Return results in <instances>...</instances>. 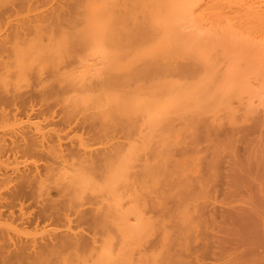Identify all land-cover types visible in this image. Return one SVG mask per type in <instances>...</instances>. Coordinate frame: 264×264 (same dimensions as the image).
Here are the masks:
<instances>
[{
    "label": "bare ground",
    "instance_id": "obj_1",
    "mask_svg": "<svg viewBox=\"0 0 264 264\" xmlns=\"http://www.w3.org/2000/svg\"><path fill=\"white\" fill-rule=\"evenodd\" d=\"M2 1H4V0H2ZM7 1H10V0H6V2ZM136 1L142 2V0H76L75 1L79 5L77 7H75L74 10H76V12L78 13L79 19L83 21V24H81V27H78L77 29L80 33H85V34L88 33L89 34V35L87 34V36H89V39L88 38H86V39H88L90 41V43L87 42V45L91 44L92 46L96 47L100 44V45H102L101 48L103 49V47L106 46L105 44L107 42V40L105 41V39L107 37L104 36L106 34L113 35V33L115 34L117 31H118V33H120L121 30L125 31V33L130 32L129 34H133V35L135 33L139 32L140 35H141V33L143 35H141L142 37L140 35H138V36H140L139 38L141 39L140 45H138V46H140L141 49L139 48L138 50H140V51L137 53H139V56H140V54L145 53V52H148L149 53L148 55L153 54V56L151 55L152 57L149 58L150 60L153 59V62H151L150 60L149 61L147 60L148 62L146 60H144L147 63H152V65L151 64H150V66H149V64L143 65V63L141 62L142 64L140 63V66L137 64H134V65H136L135 67H138V68L134 69L132 64L129 62L132 61V63H135L138 61V63H139V61H143L142 58H144L145 55L142 57L140 56L141 60H137L136 57H138V56L135 57L133 55L134 59H136L137 61L136 60H130L129 61V59H128L125 63L122 62V59H120L121 56H119V57L118 56L116 57V55L110 56L113 53V51L114 52H115V50H116V52L119 51L116 48L117 46H115L113 44L114 42H112V40H114L113 38H115L116 37L115 35H117V34L114 35L115 37L114 36L112 37L110 35L111 40L110 41L108 40V41L112 42L111 45L113 44V47L112 48L109 47V48H111V50L108 48L110 50V52L107 49L106 50L111 54L109 55V53L105 51L106 52L105 56H107V58H103V57L102 58L107 59L106 60L107 64L110 63L109 67L112 70H117V69L120 70L121 68H123V69L126 68L125 70H127V71H125V73L129 74V76L131 73L134 72V74L138 73L139 77H137V79H135L136 78V74H135V76H133V78L135 77L134 79H131V78L127 79V80L125 79L126 81L124 80V82L122 81V83H119V85H116L113 82H116V79L118 81V79H119L118 76L116 77V79H112L113 77L115 78V76H113L111 78L109 76L102 75V72H103L102 69H105L108 67L107 66L105 67V65H103V64L99 65L100 62L98 63L97 59H96L97 61L93 60L94 62H97V63H94L90 60L92 62L91 64H90V62H87V64H86V62L83 63V62L79 61L80 64H78V65H83V67L80 66L82 69L78 65L77 66L79 68L77 66L71 67L69 72L65 75L66 76L65 80L68 78L67 79L68 82H70V83L72 82V88L73 89H74L76 84H77V86L81 85L80 87H82V89H78V91H80V92L77 91L78 92L77 93L75 91V93L77 94V98H78L79 102L80 103L82 102V104H83V102L88 103V104H92L91 106L95 107V109H96V107L99 108V110L101 111L100 113L103 114L106 118L109 117L108 119H110V116L113 114L114 116L117 117V118H115L116 120L121 118V117L122 118L120 120H122L125 117V119H127V120H125V119H123V120L126 121V124L128 123V120H129V123L132 122V124L140 123V125H143V128H144V126H146L148 133H144V131L142 132V130H141V136L140 137H142L145 140V141H143V143L146 141L150 142L149 140H146V138H144L145 137L144 135L148 134L147 136H149L151 134L150 135L151 138H149L151 140H152V138L155 137V139H156V141H155L156 145L155 146L157 147V149L158 148L159 149H158V152H157V149H156V151H154V150L153 151L157 153V156L155 154L157 161H159V159H161V161H159V162H162L160 164H159V162H157L158 163L157 164L155 161V164L152 163V165H153L152 167H154V166L156 167V165L162 166L163 164H165L167 162L168 158H170V157L172 158V156L174 157V158H172V160L169 159L171 163H169V160H168V163L172 164L171 166L174 165L172 172L169 170L171 173V176H170L169 171H167L166 167H163L164 168L163 171L166 172L167 177H165L164 172H163L164 174L162 173L161 167H160V170H161L160 174L162 175V177L164 175L165 183H167L168 186L171 185L170 188L173 191H170V192H172L173 195H175V197H178L179 201H182L180 203V205H183V207L187 206L186 203H188V200H189V160L193 159L196 163L199 162V160H200L199 157H193L192 155H190L191 154L190 152L193 151L194 147L193 146L190 147L188 141H189V139L190 140L192 139L194 141L195 138L198 136V131L199 132L207 131L208 135L211 134V131H217L218 134L223 135L224 138L225 137L227 138V140H232L233 136L236 134H243L245 136L246 144L248 146V153H249L247 158L250 157L249 159L252 161V164H253V165L251 164L252 167L250 166L251 168H250L249 172L253 173V175H255V178H257L256 180L258 182H256L255 184H257L256 185L257 191L261 195L262 193H264V192H262V190L264 188L263 187L264 184L262 183V182H264V180H263L264 179V131H263V129H264V107H261L259 109V107H257V106L260 104V102L264 104V0H148L149 2L144 1L147 3H145L146 5L143 7V9H141L142 11L140 10V12H139V10L137 9V8H139V6L136 8V6H137V4H136V6H135L136 9L135 8L134 9H135V11H137V10L138 11L133 12L132 8H129V6H130V4L133 5V3H135ZM12 2H14V1H12ZM0 3H2V2H0ZM4 3H5V1H4ZM6 6L7 5H5V6L3 5V7H5L4 8L5 11L0 8L1 11L6 12L8 10H11V8L14 7V4L12 5V7H11V5H9V7H7V10H6ZM1 7H2V5H1ZM74 10L71 11V9H69V10L68 9H63V10L61 9L58 11V16H56V15H54V16H56L57 19L60 18V16L63 17V15L71 16ZM76 12L74 11V13H76ZM10 15H11V13H10ZM10 15H8L6 17H3L2 15H0V24L1 25L3 24L4 26H6V29H8L10 31V32H7V33H10L9 35H11L13 33L12 36L14 35L15 40L18 41V39H20L19 42L21 43V45L26 44L27 43L26 41H29L31 39H32L31 44L33 45V38L32 37L36 36L35 38H37V36L40 34L39 31H38L39 34L35 33V32L37 30H39L40 27L43 26V25L41 26L42 23L40 22V24H39V22H38L36 24V21H33V23H29V24L26 22L25 23L21 22L22 24H16V25L14 23V25H15V27H14V25L12 23L14 21H12V19H11L12 15L11 16ZM140 15H142V16H140ZM78 16L75 14L76 19H78L77 18ZM43 18H44V16H42L40 18V20H42ZM54 18H52V20ZM26 21L32 22V18L30 20L27 19ZM68 21H69V19H68ZM75 21H73L72 23H74ZM30 24H33V25H31V27L33 26V29L31 28L32 30L35 29L34 27H37L34 31H32V30L30 31V32H34V36H27L30 33L29 32ZM39 25H40V27H39ZM77 29L75 30L76 32H77ZM119 30H120V32H119ZM0 32L2 33L1 29H0ZM76 32H73V33H76ZM131 32H135V33H131ZM36 34H38V35H36ZM77 34H78V32H77ZM81 35H83V34H81ZM22 36L24 39L22 38ZM50 36H49V38H50ZM63 36L66 37V35H63ZM110 36H108V37H110ZM7 37H9V36H7ZM27 37L28 38L30 37V38H29V40L25 41V39H27ZM39 37H40V35H39ZM60 37L63 40V37L61 35H59V40H60L59 43L62 42ZM56 38H57V36H56ZM11 39H13V38H9V40L7 38V40L9 42L6 39H4L5 41L4 40L0 41V52H2L3 49H6L7 47L11 48L12 45L14 46V44L9 46L12 42L15 43V40L13 39V41H12ZM37 39H35V40H37ZM69 39L70 38L68 37L67 41ZM133 39H134V37H133ZM21 40H23V41H21ZM39 40L40 39H38V45H39L38 47L39 48H37V49H40V47H41L39 44ZM52 40H54V39H52ZM81 40L84 41V39H81ZM10 41H12V42H10ZM41 41H42V39L40 40V43L43 44V41L42 42ZM86 41H84V42H86ZM116 41H118V39ZM133 41H136V39ZM19 42H17V43H19ZM57 42H58V40H57ZM84 42H82V43H84ZM95 42H97L99 44L96 43L97 44L96 45ZM17 43H15V44H17ZM20 43H19V45H20ZM93 43L96 46L93 45ZM138 43L139 42L137 41L136 44H138ZM35 44L36 43L34 42V45L33 46L31 45V47L33 48L35 46ZM52 44L54 45V43H51L50 45L52 46ZM91 45H90L91 49L88 52L93 50V52H90V54L91 53L94 54L95 48L91 47ZM125 45H123V46H125ZM29 46H30V44L28 43V45L26 47H29ZM114 46H115V48H114ZM31 47H29V48H31ZM35 47H37V45ZM41 48H43V47H41ZM98 48H97V52H98ZM17 49H18V47H17ZM112 49H113V51H112ZM103 50H105V49H103ZM135 50H137V48H135ZM127 51H126V53H127ZM128 52H130V53L132 52V54H133L134 51H128ZM79 53L81 54V51ZM99 53H100V51H99ZM101 53H102V51H101ZM124 53H125V51H124ZM20 54L21 53H17L18 56H15L16 54H14V56H13V57H15L14 59L17 58L15 61L16 64L13 61H12V63H6L2 60L0 61V120L2 118L5 119L8 116V114H9V116H11L10 111L11 110L13 111L12 108H14V107L16 108L15 110L23 107L25 110H27L28 113L29 112H35V111H38L39 113H43L45 111V103H44L45 101H42L43 99L41 97L42 96L41 90H39L38 92L28 91L24 94L20 93L19 95H16L17 93H15V91L13 92L12 91L13 89H11L13 81H14L13 76H16L17 74L21 73V70H23L25 65H26L25 64L26 59L28 61L29 60L28 58L30 57V55H32V54L34 55V53H31L30 55L28 54L29 55L28 56V55H26L27 52L26 53L22 52V54L21 55ZM119 54L121 55V53H119ZM127 54H129V53H127ZM145 54L147 55V53H145ZM84 55L86 56L87 54H82L79 56H84ZM98 55L100 56V54H98ZM101 55H103V54H101ZM135 55H136V52H135ZM19 56H21L22 58ZM35 56H36V54H35ZM85 56L82 57V61H86L84 59H89V58L93 57V56L89 55L88 58H87V56L85 58ZM31 57L33 59H36V60L38 58V57H33V56H31ZM41 57H42V55H41ZM131 57L132 56H129V58H131ZM32 58H31V60H32ZM122 58L124 59L125 57L122 56ZM94 59H95V56H94ZM131 59H133V58H131ZM80 60H81V58H80ZM100 60H102V59L100 58ZM23 61H24V63L22 66L21 62H23ZM133 61H135V62H133ZM31 62H33V60ZM101 63H103V62H101ZM84 64L86 66H84ZM96 64H98L100 66V68H101V66L105 67V68L98 69V67H96ZM54 68H55L54 72L56 73V75H60V76H58V82L62 85L61 68H60V66H59L60 69L56 66ZM78 69H81L82 71L81 70L79 71ZM90 69H94V70L97 69L96 71H99V72H95L93 70V73H92V71L90 73ZM108 69H106L105 72H107ZM112 70H110L111 72L109 71L110 74L112 73ZM16 71H17V73H16ZM118 71H114V73L118 72ZM137 71H139V72H137ZM70 72H71V74L69 76H67ZM122 73H123V71H122ZM88 74L91 76V80H90V78L88 80V78H87ZM103 74H105V73H103ZM120 75H121V73H120ZM93 76H97L96 78L97 79L99 78V79L97 81H95V79L92 80V78H94ZM127 78H128V75H127ZM116 83L118 84V82H116ZM73 85H74V87H73ZM42 91H43V89H42ZM242 93H244V94L247 93L249 99L251 98V100H249V102H246L247 100L244 99V100H246V101H244L245 102L244 105H246V107H244V105H243V107L245 109L242 107H240V108H242V110L244 109L245 112L248 113V118L251 117V116H249V113H250V115H251V113H253L252 116L254 117L253 118L254 122L250 123L249 124L250 126H246V125L243 126L242 125V128H241V127H238L239 124L237 121H235L236 119L235 118L231 119V116H230L231 120H229L228 124L231 126H229V127L223 126L224 123H226V125H227V122H224L225 120L222 122L223 119L220 118V115L221 114L223 115L225 112L220 113L221 110L227 109V112L230 114L232 112V103L235 102L236 99H238V100L240 99V101H241V98L244 95ZM38 96H40L39 100H38ZM43 96H44V93H43ZM74 96H75V94H74ZM244 96H246V95H244ZM244 98H247V96ZM252 98L259 99L260 102L259 103L257 102L258 105H256L257 103L255 105H252L250 103V101L255 100V99L252 100ZM78 100H76V101H78ZM246 103H249L250 105H247ZM11 106H13V107H11ZM8 107H10V110H7V109H9ZM23 108H22V111L24 112ZM262 108H263V110H261ZM237 110L240 112L239 109H237ZM22 111H19V112H22ZM94 111H96V110H94ZM239 112L236 114H239ZM243 112H241V113H243ZM254 112H256L255 116H254ZM88 113H91V112H88ZM109 113H111V114H109ZM228 113H226V114H228ZM226 114L224 116H227ZM232 114L233 113H231V115ZM203 115H204V117H203ZM241 115L243 117L244 113ZM14 116H15V114H14ZM234 116L236 117V115H234ZM135 117H137L138 119L134 120L133 118H135ZM227 117H229V116H227ZM240 117H239V119H240ZM244 117H245V115H244ZM9 118H12V116ZM9 118H7V119H9ZM115 119H114V123L116 122ZM251 119H252V117H251ZM5 120H4V123H2V124L0 123V126L2 125L4 127L7 124L8 121L5 123ZM2 121H3V119L0 122H2ZM93 121H97V120H93ZM103 121H107V120L105 119ZM103 121L101 120V122H103ZM111 121H113V120H111ZM177 121L179 123H177ZM240 121L242 122L241 119H240ZM117 123H118V121H117ZM94 124L95 123L91 122L89 124L91 126V128H89L90 126L88 128L90 130L94 129V127H95ZM96 124H98V123H96ZM100 124H102V123H100ZM36 126H38V128H39L42 125H40V126L36 125ZM23 127H25V126H23ZM23 127H21V128H23ZM29 127H31V125H29ZM25 128H27V127H25ZM42 128H43V126H42ZM21 131H23V130H21ZM149 131H152L154 133H149ZM15 132H16V130H15ZM25 132H27V130ZM21 134H23V137L21 136V138H20V140H18V142H16L12 136H11L12 140L10 142H7L4 138L2 140L1 139L2 137H0V156H1L2 152L7 153L8 151L14 152L15 149H17V150L24 149V150H26L27 153H28V151H31V150H41V151L45 150L47 152V154L50 155V157H52L53 159L62 158V156H63V154H62L63 148L61 147L62 143L59 142L56 145L55 144H49V142L47 140L48 137L45 134H38V135L36 134V136H32V137L27 136L30 134L24 135V132H21ZM31 134L34 135L33 133H31ZM152 134H153V136H152ZM18 135L20 136V133ZM129 137H130V134H129ZM57 138L59 139L60 137L57 136ZM209 138H211V137H209ZM137 139H138V137L134 141H129V143H128L129 145L125 149L126 151L121 149V145L119 148L117 147V146H119V144H122V143H119V141H118L119 144L115 142L116 144L113 143V144H115V145H113L111 143V145L109 147H107V146L101 147L99 150L91 148L90 146L87 145L86 142H85L86 145L83 142H81V144L83 145V148H82L83 151L81 150L80 153L79 152H78V154L76 153L77 161L74 160L75 162L71 163L72 166L69 164L72 160H68L67 158H65L63 156L69 162L68 164L71 166V169L69 167L70 175L68 178V184H70V187L76 188L74 193L78 194V192H80L81 190L83 193H84V191L86 192L88 190L87 188H89L88 187V185H89L92 188V190L95 189V190H93L94 192H97V190H98L99 193H102L104 195V197L102 198V206L100 204H99V207H93L92 206L90 208V211H88L89 214H86L87 216L85 214L84 215L87 218H90V219L92 218L95 221V223L93 221L94 225L97 223V226H95V227H98V224L100 225L102 223L103 224L107 223L108 225L110 223L111 225H109V226H112V224H113V227H114V228L109 227L107 229V232L105 231L106 229L103 230V233H105L103 235H106V236H103L101 233H99L102 235L101 237H103V239L100 238V240L102 239L100 241L101 243H99V244L93 243V246H95V249L93 246H91V248L93 247V250L92 249L91 250L92 251L95 250L94 252L96 254H98V255H96V257L99 256L96 259L97 260H99V258L102 259V260L101 259L99 260L100 262H97L96 260L94 261L92 259L93 260L92 262H97L95 264H121V262L123 264V262L124 263L127 262V261H125L126 258H124V261H123V258H121V257H124L123 254L128 251V250L127 251L125 250V248L127 247V246H125V244L128 245V243H126V241L131 236L134 239L135 236L139 235L137 233H140V231L143 230V226L145 224V219L143 216L144 214L139 212V210L136 211V208H135L136 204L134 206V203H136L135 199L137 197H135V199H132L134 208L131 207V205L129 208L128 207L125 208L123 206L124 205L123 204V198L125 201V197L127 195V192L130 193V191H132L131 185L132 186L137 185L136 184L137 182L135 183V181H133L134 179L131 178L132 177V175H130L131 165H129V161L131 162L130 164H132V161L135 159V157H134V158H132L133 160H130L132 155L134 156L135 153L138 152L137 150H139V149H137L136 150L137 152L134 150L135 143H136L135 141H137ZM147 139H148V137H147ZM55 141H56V139H55ZM46 142H48V144ZM183 142H184L185 147L183 146V144H181ZM152 143L154 144V142H152ZM185 143H187V144H185ZM75 144H76V142H75ZM146 144L149 145L148 143H146ZM153 144H152V146H153ZM178 144H180L179 145L180 147L178 146ZM102 145H105V144H102ZM173 145L178 146V147H176L174 149ZM138 146H141V144L137 145V147ZM75 147H76V145L74 146V148ZM124 147H122V148H124ZM141 147H143V146H141ZM149 147H150V145H149ZM177 148L180 150H178ZM143 149H144V147H143ZM172 149H174L175 153L170 152V151H173ZM145 151H147V150H145ZM64 152L65 151H63V153ZM170 153H172V154H170ZM173 153H174V155H173ZM67 154L70 156V153H67ZM64 155L68 157V155H66V154H64ZM138 155L139 154L137 153V157H138V158L136 157L137 160L139 159ZM146 155H148V154H146ZM169 155H171V156H169ZM140 156H142V155H140ZM6 158H7V156H6ZM63 159H62V161H63ZM69 159H70V157H69ZM165 160H166V162L163 163ZM34 162H36V160H34ZM60 162H61V160H60ZM149 162H151V161H149ZM149 162H147V166H148V164H151ZM152 162H154V161H152ZM227 162H229V161H227ZM52 163H54V162L52 161ZM135 163H136V161H135ZM3 164H5V163H3ZM36 164H38V163H35V165ZM138 164H141V163H138ZM226 165L227 166H225V167H226V169H228V171L230 173L231 172H233V173L237 172L236 168H235V170L233 169L231 162H229ZM63 166H64V164H63ZM147 166H144V169H145V167L150 169V170L152 169L151 165H149L148 167ZM158 166H157V168H158ZM11 167L12 166L7 167V165H6L4 168V171H2V169L0 167V186L1 187L3 186L2 189H0V197H1L0 206H2V205L6 206L5 205L6 203L11 204L13 201L16 200V198H20V197L22 198L24 196H27L28 192H30V190H32V188H34V186H35V188H38L37 195L39 194V192L43 191L42 189L44 187L47 186V185L45 186L43 184V181H45L46 177L43 178L42 176H40L42 174H40V172H39L40 170L38 169L39 168L38 165H37V167H35L34 171L29 170L28 172H26L24 174L22 173V175H21L22 183L20 181L18 182V184L21 183V186L16 185L17 184L16 182H15L16 184H13L14 181H13V175L12 174L15 171L12 172ZM138 167H140V165H138ZM134 168H135V165H134ZM57 169H58V167H57ZM144 169H142V170L144 171ZM247 169H245V171ZM63 170H64V168H63ZM158 170H159V168H158ZM160 170H159V172H160ZM51 171H50V169H48V175H51L54 173V172L50 173ZM133 171H134V169H133ZM133 171L131 173H134ZM243 171H244V169H243ZM58 172H61V170ZM93 172L96 174V176ZM240 173H242V172L240 171ZM97 174L100 176H98ZM139 174H141V173H139ZM150 174L153 175L154 172L152 173V171H150ZM176 174H177V177L182 175L179 180L173 179V178H175ZM46 175H47V173H46ZM153 176L156 177L155 175H153ZM153 176H152V178L155 179ZM245 176H246V174H245ZM60 177H62V176H60ZM63 178L65 179V177H63ZM136 178L138 180V176ZM155 180H157V177ZM161 180H162V178H161ZM63 182L64 181H62V183ZM160 183H161V181H160ZM75 184H77L78 186H75ZM129 184H131V185H129ZM14 185H16L17 187H20V188H17L18 190L16 188H13V187H15ZM79 185H81V186H79ZM128 185L131 187V189ZM128 187H129V190H128ZM28 188H29V190H28ZM64 188H65V186H63V189ZM135 188H137V187H134L133 189H135ZM45 189H47V187ZM166 189H168V188H166ZM3 190H6V193H5L6 195H4V197H3L4 199H2L3 195L1 196ZM67 190H68V192L70 191V189H68V188H67ZM47 191H48V189H47ZM93 191H91V189H90V192L93 193ZM35 192L36 191H34V193ZM133 192H135L133 194H135L134 196H136L137 191H133ZM168 193H169V191H168ZM255 193H256V190H255ZM80 194H81V192H80ZM95 195H97V194H95ZM34 196H36V194H34ZM94 196H93V198H94ZM162 196H163V194H162ZM257 196H258V194H257ZM78 197H80V199H81V196H78ZM86 197L84 196V199ZM97 197H100V196H97ZM128 197H130V196H128ZM26 198H23V199H26ZM90 198L92 200L91 196H90ZM86 199H88V197ZM260 199H261V197H260ZM51 200L49 199L50 202H52ZM94 200H97V198ZM49 201H48V203H49ZM132 201H131V203H132ZM263 201L261 202V200H259V198H258V204L259 205L258 204L257 205L261 207L262 203H264ZM80 202L82 204V200ZM83 202H87V201H83ZM92 202L95 203L93 200H92ZM162 202H163V200H162ZM259 202H261V203H259ZM16 203L14 202V204H16ZM51 204H55V201L52 202ZM71 204H70V206H72ZM45 205L47 206V204H45ZM257 205H256V207H257ZM9 206H12V205H7L6 208ZM70 206H67V207H70ZM137 208H139V207H137ZM257 208H259V207H257ZM262 208H264V207L262 206ZM0 209L3 210V207H1ZM52 209L54 212L56 211L55 210L56 208L54 206L52 207ZM66 210L64 209V211H66ZM70 211H71V209H70ZM44 213H45V211H44ZM51 213L53 214L52 211H51ZM69 213H68V215H69ZM57 215H58V213H57ZM133 215H135V216H133ZM45 216H46V214H45ZM131 216L133 217V219H134V217H136L135 218L136 221L133 220V222H131L132 221ZM46 217H48V216H46ZM65 219H66V217H65ZM82 221H83V219H82ZM79 224H80V222H79ZM89 224H91V223H89ZM94 225L92 224L93 227H94ZM75 226H76V224H75ZM92 226H91V228H92ZM101 226H103V225H101ZM101 226H100V228H102V229H103V227H105V226H103V227H101ZM109 229H111V230L115 229V231H117L116 232L117 235L114 234L115 231L109 232L108 231ZM64 231H62V232L64 233ZM53 232L55 233V231H53ZM101 232H102V230H101ZM67 233H69V232H67ZM67 233H65V234H67ZM71 234H72V232H71ZM76 234L77 233L75 232L74 235H76ZM135 234H137V235H135ZM59 235L60 234H58V237H59ZM85 235L83 236L84 238L82 237V235H80V236L78 235L77 236L78 238H75V236L70 237L73 235H67L66 237H64V235H62L63 237L61 238V240L60 241L58 240L59 245H56L57 244V242H56L55 245L53 244L47 248L42 246V244H46V242L45 243L41 242L42 244L38 243L40 246H42L44 248L43 249L44 251L40 250V251L35 252L38 257L35 256L33 259L37 258L38 260L36 259L37 261L36 260H33V261L34 262L36 261L35 264H39V262L42 261V260L39 261L40 258L45 259L46 257L51 256L50 258L45 259L46 261L49 262V260L51 261V259L53 258L54 255H56V256L58 255L56 257V259L62 258L64 256L63 250L68 248L67 246H71L74 248L72 251V254L73 253L76 254V257L84 255L82 253H84L85 249L87 248V245L89 244V240H88L87 244H86V241H83V239L84 240L88 239V238L87 239L85 238ZM79 237H80V239H79ZM94 238H96V237H94ZM116 238H118V239H116ZM34 239L37 240L36 238H34ZM97 240L98 239H94V241H97ZM30 241L28 240V242H30ZM44 241H46V240H44ZM55 241H57V238ZM128 242H129V240H128ZM116 243H119L121 246L116 248L115 247ZM19 244H21V243H19ZM49 244L50 243H47V245H45V246H48ZM21 245H23V244H21ZM28 245H29V243H28ZM25 247L26 246L21 247V250L18 249L19 250L18 252L15 251L16 255L14 254L15 255L14 258L17 257L16 259L19 260V263L21 261H25L24 259H26V260L30 259V257H28V259H27V255L28 256L32 255V252H31V254H28V251ZM71 247H69L70 249H68L69 252H70V250H72ZM122 249H124L125 252H123ZM28 250H29V248H28ZM0 252H1V250H0ZM1 253H0V255H1ZM66 253H67V251H66ZM91 253L92 254H90V253L89 254L92 256H93V254H95L93 252H91ZM36 254H34V255H36ZM5 255L7 256L6 258L9 257L6 253H5ZM59 255L62 257H59ZM120 255H121V257H120L121 262L119 263L118 261H120V259L117 261V258H118L117 256H120ZM13 256L10 258L12 259ZM86 256H89V255H86ZM189 256H185V257L189 258ZM115 257H117L115 260L117 262L114 263ZM164 257H161V258L164 259ZM182 257L184 258V256H182ZM3 258H1V259H3ZM63 258L65 259L66 257L64 256ZM67 258H68V256H67ZM67 258H66V262L68 260ZM112 258H113V261H112ZM132 258H134V256ZM132 258H130V261ZM154 258L157 259L158 257L157 258L154 257ZM180 258L178 257V255H177V257H175V256L172 257V255H171L169 257L166 256V259L168 261L166 259H165V261L168 262L169 264H181L180 262H182V264H183V262L186 259L185 258L180 259ZM188 258H187V261H188ZM192 258H195V256ZM192 258L190 257V259L188 261L189 263H187V261H186L185 264H193L194 261L191 260ZM21 259H23V260H21ZM81 259H83V258L81 257ZM94 259H95V257H94ZM134 259H136V258H134ZM140 259H141V257H139V259H136V260L139 261ZM196 259H198V255H197ZM229 259L231 260V258H228V261L226 260V262H228V263H226V262H223V263H226V264H230V263L235 264L236 263L233 261V259L231 261ZM252 259L256 260L257 258L251 257V259H249V260H252ZM12 260H14V259H12ZM52 260H54V259H52ZM59 260H61V259H59ZM86 260L89 261V257L88 258L86 257ZM160 260L162 261V259H160ZM160 260H159V262H161ZM234 260L236 261V258ZM258 260L260 261L259 258H258ZM258 260H256V261L258 262ZM15 261L16 260H14V262H12V263H15ZM46 261H44L45 264L47 263ZM88 261H86V262H88ZM130 261H128L129 264L131 263ZM135 261L132 260V262H135ZM165 261L163 260L162 262H165ZM223 261H225V260H223ZM26 262L29 263V260ZM68 262L70 263L71 261L69 260ZM144 262H139L138 264H140V263L143 264ZM146 262H148V260ZM153 262H154V264H156V263L160 264L159 262H156V261H153ZM195 262H196V264H205L206 263L205 261L199 262L198 260H195ZM252 262L255 263V261H251L250 264H253ZM223 263H221V264H223ZM246 263H243V262L239 263V260H238V263H236V264H246ZM32 264H34V263L32 262ZM40 264H43V263H40ZM49 264H51V263H49ZM52 264H53V262H52ZM82 264H93V263L83 262ZM132 264H135V263H132ZM163 264H165V263H163Z\"/></svg>",
    "mask_w": 264,
    "mask_h": 264
},
{
    "label": "rangeland",
    "instance_id": "obj_2",
    "mask_svg": "<svg viewBox=\"0 0 264 264\" xmlns=\"http://www.w3.org/2000/svg\"><path fill=\"white\" fill-rule=\"evenodd\" d=\"M4 1H5V3H4ZM4 1L0 0V2H2V3H0L1 9L4 10L5 7H3V5L4 6L7 5L6 10H7V7H9V5H11V7H12V5L14 4V7L13 8L10 7L11 10H8L6 12L1 11V9H0V15H2L3 17H6V16L10 15V13H11V15H12V16L10 15L11 19H12V21H14V22H12L13 25H14V23H15V25L16 24H22L21 22H24V23L26 22L29 24V23H33V21H36V24L38 22L40 24V22H41L42 23L41 26L43 25L42 26L43 28L40 27V25H39L40 29L38 28L39 30H37L35 32V33H38V31H39L40 34L39 33L38 34L40 35L41 38L39 37L38 34H36V35H38L37 38L40 40L42 39V41H43V44H42V43H40V40H39V44L43 48L40 47V49H37V48H39L38 47L39 46L38 45V39L35 38L36 36H34V32H30L33 29V26L31 27V25H33V24H30V30H29L30 33L27 35V36H34V37H32L33 38V45L35 42L36 43L35 46L37 45V47L34 46L33 48L31 47V45H32L31 40L32 39L29 40L30 37L29 38L27 37V39H25V41L29 40L30 42L26 41L27 42L26 44L21 45V43L19 42L20 39L17 38L18 41L15 40L14 35L12 36L13 33L11 35H9L10 33H7V32H10V31L8 29H6V26H4L3 24L2 25L0 24V29L2 30V33L0 32V34H1L0 35V41L1 40L3 41L4 39L7 40V38H8V40H9V38H13L15 40V43H17V42L20 43V45H19V43L15 44L14 42H12L13 39H11L12 41H10V42H12V43L9 46H11L12 44H14V46L12 45L11 48L7 47L8 49L7 48L3 49V51L0 52V61L2 60L6 63H12V61H13L15 63L17 58L14 59L15 58V57H13L14 54H16L15 56H18L19 54L17 55V53L22 54V52L23 53L27 52L26 55H28V54L30 55L31 53H34V55L33 54L30 55V57L28 58L29 62L26 59L25 64L26 65L28 64V65L27 66L25 65L24 69L21 70V73H19L17 75L15 74L17 77L13 76L14 81H13L11 89H13L12 90L13 92L15 91V93H17L16 95H19L20 93L24 94L28 91L38 92L39 90H41V93H42L41 97L43 99L42 101H45L44 102L45 103V111H44L45 113L44 112L39 113L38 111L28 113L27 110H25L23 107L22 108H23L24 112L22 111V108H19L17 110H15L16 109L15 107L12 108L13 111L12 110L10 111V113H11L10 115L12 116V118H9L11 116H9V114H8L9 117L7 116L5 118L6 120L4 118H2L3 121L0 122L2 124V123H4V120H5V123L8 121L7 124L5 125L6 127L5 126L3 127L2 125L0 126V137H2L1 138L2 140L4 138L7 142H10L12 140L11 138L13 137V139L16 142H18V140H20L21 136L23 137V134H21V132H24V135L30 134V135H27L28 137L29 136H31V137L36 136V134L37 135L38 134H45L48 137L47 140H48L49 144H55L56 145L59 142L62 143L61 147L63 148L62 149L63 156L65 158H67L68 160H72V161L69 163L63 156L60 159H53L52 157H50V155L47 154V152L45 150H42V151L41 150H31V151H28V153H27L26 150H24V149H19V150L15 149L14 152L8 151L9 153L8 152L7 153H5V152L1 153L0 167H1L2 171H4V168L6 165H7V167L12 166L11 171L12 172L15 171L12 174L13 175V181H14L13 184L17 183L16 185L21 186V183H22L21 175H22V173L24 174V173L28 172L29 170L34 171L35 167H37V165H38L39 166L38 169L40 170L39 172H40V174H42L40 176H42L43 178L46 177L45 181H43V184L45 186L47 185L46 187H47L49 192L47 191V189H45L46 187H44L42 189L43 191L39 192V194L37 195L38 188H35V186H34V188H32V190L33 189L34 190L33 191L30 190V192H28L27 196H24L22 198L21 197L16 198V200L13 201L11 204H7L5 202L6 206L7 205H12V206H9L7 208H6V206H3V205L0 206V208L3 207V210L0 209V211H1L0 212V244H1L0 250L2 252V253L1 252L0 253L4 257L3 258L0 255V264H15V263L16 264H21V263L22 264H25V263L26 264H32V262L35 264V262L38 260L37 258H36L37 260L33 259L35 256H37V254L35 252L40 251V250L44 251L43 250L44 248L42 246L47 248L53 244L55 245L56 242H57L56 245H59L58 242L63 237L62 235H64V237H66L67 235H73L70 237L75 236V238H78L77 237L78 235L79 236L82 235V237H83L85 234H86L85 238L86 239L88 238V239L87 240L83 239V241H86V244H87V242L89 240V244L87 245V248L85 249L84 253H82L84 255H81V256L77 255L79 257L78 258V257H76V254H74V253H73L74 255L72 254V251L74 249L73 247L67 246L68 248L64 249L66 247L65 246L63 248L64 249L63 252H64V256L66 258L68 256L67 262H66V258L65 259L63 258L64 256L62 257L59 255V257H62V258H59V259H61V260H59L58 258L56 259V257L58 255L57 256L54 255L55 257L52 255L53 256L52 259H54V260L51 259V261L49 260V262L45 260L46 258H50L51 256L46 257L45 259L40 258L39 261L40 260H42V261L39 262V264L40 263L45 264L44 261L47 262L46 264H49V263L52 264V262H53V264H77V263L82 264L83 262H85V263L91 262V263L95 264L97 262H100L99 260L101 258H99V260H97L96 258L99 256L96 257V255H98V254H96L94 252L95 250L92 251L93 247L95 249V246H93V243H96V244L101 243L100 241L103 239V237H101V236L103 234H105V233H103V230L106 229L105 231L107 232V229L109 227L112 228L113 224H112V226H109V225H111L110 223H109V225L107 223H105V224L102 223L100 225L98 224V227H95V226H97V223L94 225L95 221L92 218L90 219V218L86 217L87 216L86 214H89L88 211H90V208L92 206L93 207H99V204L102 206V198L104 197V195L102 193H99L98 190H97V192H94L93 190H95V189L92 190V188L89 185H88L89 188H87L85 186L89 191L86 189L87 191L86 192L84 191V193H83L81 190L80 191L81 194H80V192H78L79 195L74 193L76 188L75 187L72 188V187H70V184H68V178L70 175L69 170L71 169V166H72L71 163H74L75 161H77L76 153L78 154V152L80 153L81 150L83 151V149H82L83 145L81 144V142H83L84 144L86 142L87 145L90 146L91 148L99 150L101 147H106V146L109 147L111 145V143L112 144L115 142L118 143V141H119V143H122V144L118 143L119 146H117V147L119 148L121 145V149L126 151L125 149H126V147H128L129 141H134L137 137H138V139H137V141H135L136 143H135L134 150L136 151L137 149H139V150H137L138 152L136 151L139 154L138 155L139 159L137 160V158H138L137 153H135L136 156L132 155L130 160H133L132 158L135 157L134 160L136 161V163L133 160L134 162L132 161V164L133 163L134 164L132 165V164H130L131 162L129 161V165H131L130 171L132 172L134 169V171H133L134 173L130 172V175H132L131 178L134 179L133 181H135V183L137 182L136 183L137 185H133V186L137 187V188H135L136 189L135 190V189H133L134 187L131 184H129L132 187V189H131V187L128 185L132 191H130V193L127 192L126 197L124 196L125 201L123 198V204H124L123 206L125 208H127V207L129 208L131 205V207L134 208V206L136 204V206H135L136 211L139 210V212L144 214V215L143 214L142 215L144 216L145 224L143 226V230L140 231V233H137L139 235L135 234L137 236H135L134 239L132 236L129 237L130 239L129 238L127 239L126 243H128V245L125 244V246H127L125 248V250L126 251L128 250V251L125 252L124 249H122L123 252H125L123 254L124 257H121V255L117 256L118 258L115 257L114 263L117 262L121 257V258H123V261H124V258H126L125 261H127L125 263L123 262V264H126V263L129 264L128 261H130V258H132L134 256V258H136V259H139V257H141V259L138 261V260L132 258L130 261L131 262L130 264H132V263L138 264L139 262H144V261L145 262L143 264H150V263L154 264L153 261L159 262L160 259H162V261L163 260L165 261L166 256L169 257L172 255V257H174V256L177 257V255H178L179 258L181 257L180 259H182L183 258L182 256H184V258L186 260L183 262V264H185V262L187 261V258H188L185 256L190 255L188 258V261H189L190 257L192 258L195 256V258L191 259L194 261V263L192 262L193 264H196L195 260H198L199 262L205 261L206 262L205 264H221L223 262H226V260L228 261V258H231V260H232L234 257L236 258V261L234 260L235 258L233 259V261L236 263H238V260H239V263L240 262H243V263L247 262L246 264H250L251 261H255V263H253V262L252 263L253 264H264V208H262V206L264 207V205H263L264 203H262L261 207L258 206L259 205L258 204V198H259V200H261V202L264 200V193H262V192H264V188L261 192L263 195L262 194L260 195L257 191V186H256L257 184H255L256 182H258L256 180L257 178H255V175H253V173L249 172V170L253 164H252V161L249 159L250 157L247 158L249 155L248 146L246 144V138L243 134H236L234 136L232 135L233 136L232 140H227L226 137L224 138V136L221 134H218L217 131H211V134H209V135H208L207 131H203V132L198 131V136L195 138V140L197 142L195 140L193 141L192 139L190 140L189 139L190 137L188 138L189 141L188 140L187 141L189 142L190 147H192V146L194 147L193 151L190 152L191 153L190 155H192L193 157H199L200 160L197 163L193 159L189 160V200H188V203H186L187 206L183 207V205H180V203L182 201H179L178 197H175V195H173V193L170 192V191H173L170 188L171 185L168 186L167 183H165V181H164L165 180L164 178L167 177V174H166V172L163 171V169H164L163 167H166L167 171L170 170L172 172L174 165L171 166L172 164H169V163H171L169 159L172 160V158H174V157L172 156V158L171 157L168 158L169 163H168V160H167V162L165 160L163 163L166 162L165 163L166 165L163 164L162 166L156 165V167L155 166L152 167L153 166L152 163L155 164V161L157 163V162L161 161V159L158 158L159 161H157V159H156L157 153L154 152L157 149V147L155 146L156 145L155 137L152 138V140H153L152 141L151 139H149V138H151L150 137L151 134L149 136H147L148 134L144 135L145 136L144 138H146V140L150 141V142L146 141L144 143H143V141H145V140L142 137H140L141 136V130H142V132L144 131V133H148L146 126H144V128H143V125H140V123L132 124V122L129 123V120H128V123L126 124L125 120H127V119H125V117L123 118L125 120L122 119L123 121L120 120L122 117L121 118L118 117L119 119L116 120L115 118H117V117L114 116L113 114L110 116V119H108L109 117L106 118L103 114L100 113L101 111L99 110V108L96 107V109H95V107L91 106L92 104H88L85 102H83V104H82V102L81 103L79 102V100L77 98V94L75 93V91L77 92L78 89H82V87H80L81 85L77 86V84L76 85L74 84L75 87L73 85V87H74V89H73L72 88V82L71 83L68 82V80H67L68 78L65 80V78H66L65 75L69 72L70 68L77 66L78 64H80V62H83V63L86 62V64H87V62H90V64H91L92 62L98 60L97 62L98 63L100 62L99 65L103 64V65H105V67L107 66L110 70H112L109 67L110 63L107 64V61H106L107 59H103V58H107V56H105L106 55L105 53L108 51L110 52L111 48L113 47V44L115 46H117L116 48L119 51L116 52V50L114 49L115 48V46H114L113 49L115 50V52L112 49L113 53L111 54L108 52L109 55L110 54H111L110 56L116 55V57L121 56L120 59H122V62H124V63L128 59H129V61L130 60H136V59H134V56L135 57L138 56L139 58L136 57L137 60H141V57L145 55L144 58L146 57L147 59L142 58L143 61H139V63L137 60H136L137 62L133 61L135 63H132V61L129 62L132 64L134 69L138 68V67H135L136 65H134V64H137L140 66L141 62L143 63V65H146V64H149V66H150V64L152 65V63H147V62L150 60L149 58H151L153 56V54L148 55L149 53L145 52V53H147V55L145 53H142L143 55L140 54V56H141L140 57L139 53H137L140 51V50H138L140 48V46H138V45H140V41H141V39L139 37L141 35H143L141 33L142 31L140 32L141 35L139 34V32L138 33L131 32V33H135L133 35V34H129L130 32L125 33V31H122V30H121V32L119 30L120 33H118V31H117L115 33L117 35H115L114 33H113V35L106 34L104 36L107 37L105 39V41L107 40V42L105 44L106 46L103 47V49H105V50H103L101 48L102 45L97 43L98 41L95 42V44L96 43L99 44L98 46H96L97 44L95 45L93 43V45H95L97 48L100 46L98 48V52H97L96 47L92 46L91 44L87 45V42L90 43V41L88 40L89 36H87L88 33H86V34L80 33L77 29L78 27H81V24H83V21L79 19L78 13L76 12V10H74V8L79 5L78 3L75 2L76 0H10L7 2H6V0H4ZM12 1H14V2H12ZM144 1H148V0H142V2L136 1L135 3H133V5L130 4L129 8H132L133 12H137L138 10L140 12V10L143 9V7L146 5L145 3H147ZM136 4H137V6H136ZM1 5H2V7H1ZM135 6H136V8L139 6V8H137L138 9L137 11H135V9H136ZM61 9L62 10L63 9H68V10L71 9V11L74 10L76 13H74V11H73V13L71 12L72 15L70 14L71 16L63 15V17L60 16V18L57 19L56 16H58V11ZM75 14L78 16L77 17L78 19L75 18ZM54 15H56V16H54ZM42 16H44V18L42 20H40V18ZM140 16H142V15H140ZM51 17L52 18L55 17V18L52 20ZM31 18H32V22L26 21L27 19L30 20ZM68 19L70 22L68 21ZM73 21H75V22L72 23ZM15 25H14V27H15ZM34 28L36 29L37 27H34ZM76 29H77V32L79 35L75 31ZM34 30H32V31H34ZM73 32H76V33H73ZM81 34H83V35H81ZM59 35H61L63 37V40H64L63 41L62 38L60 37V39L62 41L61 43H59L60 42ZM63 35H66V37L67 38L69 37L70 39L67 41V38ZM107 35L108 36L111 35L112 37L114 35L116 36V37L114 36L115 38H113L114 40H112V42H114L112 45H111L112 42H109L111 40V36L108 37ZM138 35H140V36H138ZM7 36H9V37H7ZM49 36H50V38H49ZM56 36H57V38H56ZM132 36L134 37V39ZM22 38H23V36H22ZM34 38L37 40H35ZM86 38H88V39H86ZM52 39H54V40H52ZM81 39H84V41H86V40L87 41L84 42ZM117 39H118V41H116ZM135 39H136V41H133ZM57 40H58V42H57ZM21 41H23V40H21ZM137 41L139 42L138 44H136ZM82 42H84V43H82ZM28 43L30 44L29 47H31V48L26 47L28 45ZM51 43H54V45L52 44V46H51L50 45ZM90 45H91V47L96 49V50L94 49V52L96 54L95 53L90 54V52H93V50L88 52L91 49ZM123 45H125V46H123ZM17 47H18V49H17ZM109 47H111V48H109ZM134 47L137 48V50H135ZM127 50L128 51H134V52L132 54V52L130 53ZM80 51H81V54L79 53ZM99 51H100V53H99ZM101 51H102V53H101ZM124 51H125V53L127 51V53H129V54H127V53L125 54ZM135 52H136V55H135ZM119 53H121V55ZM35 54H36V56H35ZM82 54H87L86 55L87 58L89 57V55H91L93 57L90 56L91 58H89V59L83 58L86 61H82V57L85 56V55L79 56ZM98 54H100L101 57ZM101 54H103V55H101ZM41 55H42V57H41ZM128 55L132 56L131 58H133V59L129 58ZM31 56L38 57V58L36 60V59H33ZM86 56H85V58H86ZM94 56H95V59H94ZM122 56H124L125 58L123 59ZM19 57H21V56H19ZM99 57L102 60H100ZM31 58H32L33 62H31L32 61ZM80 58H81V60H80ZM144 60H146V61L148 60V61L145 62ZM150 61L153 62V59H151ZM97 62H94V63H97ZM101 62H103V63H101ZM21 63L23 66L24 61ZM97 65L98 64H96V67H98V69L105 68L102 66L100 68V66L99 65L97 66ZM55 66L58 68L60 66V68H61L62 85L58 82V76H60V75H56V73L54 72ZM78 66L83 67V65H78ZM84 66H86V65L84 64ZM108 68L102 69L103 70L102 75L109 76L111 78L113 76H115V78L113 77L112 79H116V77L118 76V78H119L118 81L116 79V82H118V84L116 82H113L116 85H119V83H122V81L124 82L125 79L127 80L130 78L131 79L135 78V77L133 78V76H135L136 73L134 74V72H133L129 76V74L125 73V71H127V70H125L126 68H124V69L121 68L120 70L119 69L112 70L111 74H110L111 71ZM81 69H78V70L80 71ZM106 69H108L107 72H105ZM93 70L94 69H90V73H91V71L93 73ZM96 70L97 69H95L94 71L99 72ZM114 71H118V72L114 73ZM122 71H123V73H122ZM71 72L67 76H69L71 74ZM137 72H139V71H137ZM16 73H17V71H16ZM103 73H105V74H103ZM120 73H121V75H120ZM127 75H128V78H127ZM87 76L86 77L88 78V80H89V78L91 80V76L89 74ZM93 77L94 78H92V80L95 79V81H97L99 79V78L98 79L96 78L97 76H93ZM137 77H139L138 73L136 74L135 79H137ZM42 89H43V91H42ZM78 92H80V91H78ZM43 93H44V96H43ZM74 94H75V96H74ZM242 94H244V93H242ZM244 95H246L248 99L244 98V97H246ZM244 95L242 96L241 101H240V99L239 100L236 99V101L234 100L235 102L232 103V112H231V113H233L232 115H231V113L229 114L227 112V109L226 110L224 109L225 111L223 109H222L223 111L221 110L220 113H224V112L225 113L223 115L221 114L220 118L223 119L222 122L224 120H225L224 122H227V125H226V123H224L223 126H225V127L231 126L228 123H229V120H231L233 118L236 119L235 121H237L239 124L238 127H241V128H242V125L243 126L244 125L250 126L249 124L254 122L253 121L254 117L252 116L253 113H251V115L249 113V116L252 117V119H251V117L248 118V113L245 112V110H244L245 109L244 107H246V105H244V103H245L244 101L247 100L246 102H249V100H251V98L249 99L247 93H245ZM39 98H40V96H38V100H39ZM244 99H246V100H244ZM253 99H255V100L250 101V103L252 105H255L257 102L258 103L260 102L259 99H257V98H252V100ZM76 100H78V101H76ZM258 103L256 105H258ZM246 104L250 105L249 103H246ZM243 105H244V107H243ZM259 105L257 106V107H259V109L261 107H264V104L261 102ZM11 107H13V106H11ZM240 107H242L244 109L242 110V108H240ZM8 108L9 109H7V110H10V107H8ZM237 109H239L240 112ZM94 110H96V111H94ZM261 110H263V108ZM19 111H22V112H19ZM88 112H91V113H88ZM238 112H239V114H236ZM241 112L244 113L245 117H244V115L242 117L241 114H243V113H241ZM226 113H228V114H226ZM255 113L256 112H254V116H255ZM14 114H15V116H14ZM109 114H111V113H109ZM225 114L229 117L224 116ZM234 115H236V117ZM230 116H231V119H230ZM203 117H204V115H203ZM239 117L242 120V122L240 121ZM7 118H9V119H7ZM92 119L97 120L98 122L93 121ZM105 119L107 121H103ZM114 119L116 120V122H115L116 124L114 123ZM133 119L135 120L138 118L135 117ZM89 120L92 123H95L94 125L97 129L95 127L92 130L89 129V128H91V126L89 125L91 122ZM101 120L103 122H101ZM111 120H113V121H111ZM117 121H118V123H117ZM96 123H98V124H96ZM100 123H102V124H100ZM177 123H179V122L177 121ZM22 125L27 127V128L23 127ZM29 125H31V127H29ZM36 125H39V126L42 125L43 128H42V126L38 128V126H36ZM21 127H23V128H21ZM25 129L27 130V132H25L26 131ZM15 130H16V132H15ZM21 130H23V131H21ZM263 131H264V129H263ZM19 133H20V136L18 135ZM31 133H33L34 135H32ZM149 133H154V132L149 131ZM129 134H130V137H129ZM57 136H59L60 138L58 139ZM146 136L148 137V139ZM152 136H153V134H152ZM209 137H211L212 139ZM55 139H56V141H55ZM48 142H46V143L48 144ZM75 142H76V144H75ZM152 142H154V144ZM184 142L181 143V144H183V146H184ZM139 143L141 144V146L144 147V149L141 146L137 147V145H140ZM146 143H148L150 145V147ZM187 143H185V144H187ZM102 144H105V145H102ZM115 144H113V145H115ZM152 144H153V146H152ZM75 145H76V147L74 148ZM179 145L180 144H178V146ZM178 146H174V149ZM122 147H124V148H122ZM158 149H157V152H158ZM174 149H172L173 151H170V152H174ZM145 150H147V151H145ZM178 150H180V149H178ZM63 151H65V152L63 153ZM67 153H70V156ZM149 153L150 154L152 153V154L150 155ZM174 153H173V155H174ZM64 154L68 155V157L65 156ZM146 154H148V155H146ZM155 154H156V156H155ZM170 154H172V153H170ZM140 155H142V156H140ZM6 156H7V158H6ZM169 156H171V155H169ZM69 157H70V159H69ZM62 159H63V161H62ZM34 160H36V162H34ZM60 160L62 163L64 162L63 163L64 166L60 162ZM52 161L55 164L52 163ZM149 161H151V162H149ZM152 161H154V162H152ZM227 161L231 162L233 169L235 170V168H236L237 172H234V173L231 172L230 173L228 171V169H226L225 166H227L226 164L229 163ZM147 162L151 163V164H148V166L151 165V168H152L151 170L146 168V167L144 169V166H147ZM3 163H5V164H3ZM35 163H38V164L35 165ZM138 163H141V164H138ZM160 163H162V162H159V164ZM54 165L55 166L57 165V166L55 167ZM134 165H135V168H134ZM138 165H140V167H138ZM157 166H158L159 170H160V167L162 168V173L163 172L165 173V174L163 173L165 175V177H164V175L162 177V175L160 174L161 170L159 172ZM57 167H58V169H57ZM69 167H70V169H69ZM63 168H64V170H63ZM141 168L144 169V171ZM48 169H50V171L52 170L50 173L54 172L53 173L54 175L53 174L48 175ZM243 169H244V171H243ZM245 169H247V170L245 171ZM55 170L57 172L61 170V172L57 173ZM150 171H152V173L154 172L153 175H155L157 177V180H155L156 177H154L153 175L150 174ZM170 171H169V173H170ZM240 171L242 173H240ZM46 173H47V175H46ZM139 173H141V174H139ZM244 173L246 174V176ZM59 175L62 177H60ZM95 176H96V174H95ZM98 176H100V175H98ZM137 176H138V180L136 178ZM152 176L155 179H153ZM170 176H171V173H170ZM181 176L182 175L177 177V174H176L175 178H173V179L179 180L181 178ZM63 177H65V179ZM161 178L163 181L161 180ZM19 181L21 182L20 184H18ZM62 181H64V182L62 183ZM160 181H161V183H160ZM262 183L264 184V182H262ZM16 185H14L15 187H13V186L12 187L16 188V189L20 188V187H17ZM63 186H65L64 189H63ZM75 186H78V185L75 184ZM79 186H81V185H79ZM2 187L0 189H2ZM129 187H128V190H129ZM67 188L70 189L69 192H68ZM166 188H168V189H166ZM90 189H91V191H93V193L90 192ZM28 190H29V188H28ZM255 190H256V193H255ZM34 191H36V192L34 193ZM133 191H137L136 196H134L135 194H133V193H135V192H133ZM168 191H169V193H168ZM5 193H6V190H3L2 194H1V196L3 195L2 199H4L3 197H4V195H6ZM34 194H36V196H34ZM93 194L94 195L97 194V195L94 196ZM162 194H163V196H162ZM257 194H258V196H257ZM78 196H81V199ZM84 196L85 197L87 196L88 199H86L87 197L84 199ZM90 196L92 197V200L95 203L92 202ZM93 196H94V198H93ZM97 196H100V197H97ZM128 196H130V197H128ZM135 197H137L136 199L138 201L135 199ZM260 197H261V199H260ZM23 198H26V199H23ZM96 198H97V200H94ZM0 199H1V197H0ZM49 199L50 200L52 199L51 201L52 202L55 201V204L56 203L57 204L56 205L51 204L52 202H50ZM132 199H135V201H136V203H134V206H133ZM79 200L80 201L82 200V204ZM162 200L164 203L162 202ZM48 201H49V203H48ZM83 201H87V202H83ZM131 201H132V203H131ZM14 202L15 203L17 202V203L14 204ZM261 202H259V203H261ZM45 204H47V206ZM70 204L72 206H70ZM256 205L259 208H257ZM53 206L56 208L55 212L52 209ZM67 206H70V207H67ZM137 207H139V208H137ZM69 208L71 209V211ZM64 209L65 210L67 209V210L64 211ZM44 211H45V213H44ZM51 211L53 212L54 215L55 214L56 215L54 216L51 213ZM57 213H58V215H57ZM68 213H69V215H68ZM45 214L48 217H46ZM133 216H135V215H133ZM65 217H66V219H65ZM131 218H132L131 222H133V220L136 221V219H135L136 217H134V219H133V217L131 216ZM82 219H83V221H82ZM93 221H94V223H93ZM79 222H80V224H79ZM89 223H91V224H89ZM75 224H76V226H75ZM92 224L94 225L95 228L92 226ZM101 225L105 226L106 228L101 226ZM91 226H92V228H91ZM100 226L103 227V229L100 228ZM52 230L55 231L56 234ZM101 230H102V232H101ZM62 231H64V233ZM108 231L109 232L115 231V229H112V230L109 229ZM67 232H69L70 234ZM71 232H72V234H71ZM75 232L78 235L77 234L74 235ZM116 232L117 231H115L114 234L117 235ZM65 233H67V234H65ZM99 233H101L102 235ZM58 234H60L61 236L59 235V237H58ZM103 236H106V235H103ZM94 237H96V238H94ZM34 238H36L37 240H35ZM56 238H57V241H55ZM100 238H102V239L100 240ZM79 239H80V237H79ZM94 239H98V240L94 241ZM116 239H118V238H116ZM28 240L29 241L31 240V241L28 242ZM44 240H46V241H44ZM128 240H129V242H128ZM41 242H43V243L46 242V244H42ZM19 243H21L23 245H21ZM28 243H29V245H28ZM38 243L42 244V246H40ZM47 243H50V244L48 246H45V245H47ZM33 244L34 245L36 244V245L34 246ZM23 246H26L25 248L27 249L28 254H31V252H32L31 256L27 255V259H28V257H30V259H28L29 263L26 262V261H28L26 259H24L25 261H21L19 263V260L16 259L17 257L14 258L16 255V252L21 250V247H23ZM91 246H93V247L91 248ZM119 246H121V245L119 243H116L115 247L118 248ZM69 247L72 248V250H70L71 253L68 250V249H70ZM28 248H29V250H28ZM65 250L67 251V253ZM91 252L95 253V254H93L95 259L92 255H90V254H92ZM5 253L9 256L8 258H6L7 256L5 255ZM34 254H36V255H34ZM86 255H89V256H86ZM197 255H198V259H196ZM12 256H13L12 259L16 260L15 263H12V262H14V260H12L10 258ZM81 257L83 259H81ZM86 257L87 258L89 257V261L86 260ZM154 257H156V258L158 257L159 259L158 258L155 259ZM161 257H164V259ZM251 257L257 258L256 260H258V258H259L260 261L258 260V262H257L254 259L249 260V259H251ZM1 258H3V259H1ZM116 258H117V261H115ZM92 259L94 261L96 260L97 262H92L93 261ZM21 260H23V259H21ZM33 260H36V261L34 262ZM69 260L71 261L70 263L68 262ZM132 260L133 261L136 260V261L132 262ZM147 260L149 263L146 262ZM223 260H225V261H223ZM86 261H88V262H86ZM112 261H113V258H112ZM162 261L159 263L160 264H163V263L167 264L168 263L166 261L165 262H162ZM188 261H187V263H189ZM118 262L120 263L121 259ZM180 263L182 264V262H180ZM226 263H228V262H226ZM226 263H223V264H226ZM121 264H122V262H121ZM230 264H233V263H230Z\"/></svg>",
    "mask_w": 264,
    "mask_h": 264
}]
</instances>
